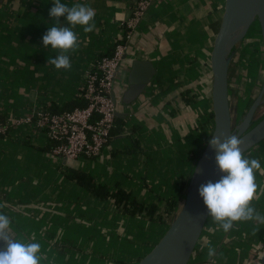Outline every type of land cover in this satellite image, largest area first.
I'll return each instance as SVG.
<instances>
[{"label":"crops","instance_id":"crops-1","mask_svg":"<svg viewBox=\"0 0 264 264\" xmlns=\"http://www.w3.org/2000/svg\"><path fill=\"white\" fill-rule=\"evenodd\" d=\"M135 1L61 0L86 4L96 15L92 32L73 29L79 48L67 53L71 68L57 69L48 58L60 50L43 45L55 25L49 14L54 0H0V121L7 127L0 133V212L11 219L16 239L40 243L43 264H137L177 214L212 135L211 53L226 0H155L150 6L128 42L114 92L119 98L128 86L134 59L150 60L155 74L134 102L117 104L115 132L99 156L59 159L42 131L18 123L82 101L87 71L113 52ZM60 23L67 26L65 17ZM231 102L237 108V100ZM246 155L260 161L256 182L264 189V141ZM67 169L124 188L131 200L154 205L155 218L123 213L113 199L68 178ZM251 203L264 215V190ZM263 252L264 223L235 221L225 232L210 215L191 263L263 264Z\"/></svg>","mask_w":264,"mask_h":264},{"label":"water","instance_id":"water-1","mask_svg":"<svg viewBox=\"0 0 264 264\" xmlns=\"http://www.w3.org/2000/svg\"><path fill=\"white\" fill-rule=\"evenodd\" d=\"M256 24L260 29L264 49V0H226L225 11L211 53L214 114L212 135L219 136L222 142L226 137L238 136L244 141L241 149L245 154L264 141V112L258 116L259 109L264 106V83L260 94L237 119L231 105L230 64L237 47ZM154 74L155 68L150 60H132L128 86L119 98L115 92L112 94L116 105L134 102L144 92ZM116 113L119 114L118 111ZM216 154V150L208 141L188 182L177 214L163 237L137 264L191 263L210 216L207 215L199 188L208 181H218L223 175L216 164ZM10 234L15 238L11 232ZM5 249L6 244L0 241V250ZM260 260L264 264V252Z\"/></svg>","mask_w":264,"mask_h":264},{"label":"clouds","instance_id":"clouds-1","mask_svg":"<svg viewBox=\"0 0 264 264\" xmlns=\"http://www.w3.org/2000/svg\"><path fill=\"white\" fill-rule=\"evenodd\" d=\"M49 14L55 18V25L49 27L43 36V45L59 49L60 54L48 58V63L57 69H70L67 53L79 48L78 34L73 29L80 25L85 33L92 32L96 13L86 4L68 6L61 0H54ZM60 17H65L67 26L61 25ZM210 136L209 144L216 150V164L223 175L218 181H208L199 188L207 215H211L225 232L235 221L264 223V215L257 212L251 203L258 190H264L256 182V172L261 170L260 161L247 157L241 149L244 141L238 136L226 137L223 142L219 136ZM3 207L0 204V208ZM11 223V219L0 212V241L6 244V249L0 250V264H43L40 243L13 238L9 232ZM213 253L214 249L209 251V255Z\"/></svg>","mask_w":264,"mask_h":264},{"label":"built area","instance_id":"built-area-1","mask_svg":"<svg viewBox=\"0 0 264 264\" xmlns=\"http://www.w3.org/2000/svg\"><path fill=\"white\" fill-rule=\"evenodd\" d=\"M155 0H136L131 16L122 22L123 36L111 54L98 58L85 75L80 96L85 106L53 112L40 110L18 123L34 124L52 142L51 152L59 159L70 160L99 156L112 137L116 126L117 105L113 100L114 85L125 58L128 42ZM0 121V133L6 132ZM190 264H227L205 260Z\"/></svg>","mask_w":264,"mask_h":264},{"label":"rangeland","instance_id":"rangeland-1","mask_svg":"<svg viewBox=\"0 0 264 264\" xmlns=\"http://www.w3.org/2000/svg\"><path fill=\"white\" fill-rule=\"evenodd\" d=\"M259 31L258 24L252 26L230 64V97L237 100L238 113L245 112L263 87L264 49ZM263 112L264 106L259 109L258 116Z\"/></svg>","mask_w":264,"mask_h":264},{"label":"trees","instance_id":"trees-1","mask_svg":"<svg viewBox=\"0 0 264 264\" xmlns=\"http://www.w3.org/2000/svg\"><path fill=\"white\" fill-rule=\"evenodd\" d=\"M260 32V31H259ZM112 53V52H111ZM106 53V54H111ZM105 55V54H103ZM101 57V56H100ZM76 105L81 107L85 106V101L82 99L77 100L76 103L73 104H66L63 107L53 106V112H61L64 110H72ZM118 117L116 119V124L118 121ZM116 126L112 131L115 132ZM67 177L71 180L76 181L79 185L87 189L89 192L94 194L95 196L99 197L100 199H113L115 205L118 209L122 210L123 213L129 214L132 216L135 215H147L150 219L155 218L156 207L147 206L144 203H139L138 201L131 200V194L127 190L122 187H118L117 189H113L108 185L105 184H98L95 182L93 177L83 171L76 170V169H67Z\"/></svg>","mask_w":264,"mask_h":264},{"label":"flooded vegetation","instance_id":"flooded-vegetation-1","mask_svg":"<svg viewBox=\"0 0 264 264\" xmlns=\"http://www.w3.org/2000/svg\"><path fill=\"white\" fill-rule=\"evenodd\" d=\"M231 105H232V107H233V110H234L235 113H236V117H237V119H239V118L243 115L244 112H242V113L239 112V113H238V112L236 111L237 108L234 107V105L232 104V102H231ZM234 111H233V112H234Z\"/></svg>","mask_w":264,"mask_h":264}]
</instances>
